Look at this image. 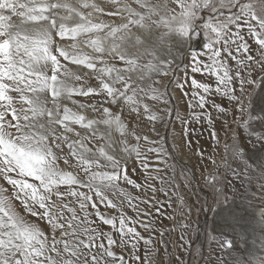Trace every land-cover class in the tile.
Listing matches in <instances>:
<instances>
[{
    "label": "snow or ice",
    "instance_id": "snow-or-ice-1",
    "mask_svg": "<svg viewBox=\"0 0 264 264\" xmlns=\"http://www.w3.org/2000/svg\"><path fill=\"white\" fill-rule=\"evenodd\" d=\"M172 82L202 110L182 123L205 121L220 147L219 119L226 137L206 177L212 196L199 207L178 198L180 229H192L196 207L211 216L207 240L230 257L218 255V264H264L248 243L257 212L264 234V199L256 208L241 191L259 179L264 196V103L253 104L257 90L264 96V0H0V264H153L155 238L137 225L157 231L156 193L169 191L147 161L149 153L167 154L139 129L142 119L152 131L171 119ZM130 162L133 172L137 163L143 169L144 183L131 178ZM122 184L151 197H133Z\"/></svg>",
    "mask_w": 264,
    "mask_h": 264
},
{
    "label": "rangeland",
    "instance_id": "rangeland-1",
    "mask_svg": "<svg viewBox=\"0 0 264 264\" xmlns=\"http://www.w3.org/2000/svg\"><path fill=\"white\" fill-rule=\"evenodd\" d=\"M198 50H200L198 48ZM255 55V53H253ZM229 66H234V62L229 60ZM189 74L190 69L188 70ZM184 74V68L182 67L176 73L178 78H181ZM196 78L201 81L208 83H213L215 81L214 76L196 74ZM170 92V105L172 109V117L169 120H166L163 123H155V131H152L153 123L142 119L140 121V132L141 134L148 135L150 139L162 142L163 148L166 152V156L158 158L155 153L148 154V164H149V173L152 175H158L162 177L166 183L164 187L169 191V196L165 197L162 192L157 191L156 198L160 201V204L163 205L161 208L162 215H156L153 212V221L154 227L157 231L149 233L142 228H139L137 225V230L142 233L145 237L153 236L154 247L156 252L150 254V259L153 261V264H179L176 260V256H180L183 264H218V255L222 256L224 259H230L223 253L220 252L217 245L210 243L206 238V232L211 226V216L210 214L200 213L197 214L196 207H199L200 203H203L209 197L212 196V191L206 184V177L209 173L214 171V165L211 163V159L214 158L218 162L222 158L223 152V140L226 139L224 131L222 130V122L219 119H216L215 128L219 131V135L222 140L220 147H217L214 141L210 138V128L205 121L201 123H191L183 124L182 120L184 118H191L192 113L202 111L199 108L193 109L189 107L190 97H186L182 94L181 90L175 86V82H172L171 87L169 88ZM257 95H260V91L257 90L254 98L253 104L254 107L257 100ZM261 96V95H260ZM77 99L83 100L85 98L77 97ZM219 103L223 101L224 106L228 105L226 99L217 95L214 97ZM95 103V101H92ZM211 111L213 117L217 116L215 109H212L210 106L208 108ZM177 115L181 119H177ZM136 125V121H132V126ZM235 128V126H233ZM185 128L188 129V134H184ZM207 134V136L205 135ZM246 135V133H243ZM179 138L176 141V138ZM202 137V138H201ZM230 142V137L228 138ZM191 142L190 146L189 143ZM201 145V146H200ZM155 147H160L161 144L157 143ZM146 144H141V148L146 152ZM203 152V159L198 155V152ZM185 158H188L185 160ZM159 159H166L167 163H159ZM132 163L129 164V175L131 178L135 179L138 183H144L145 174L143 169L137 163L135 165L136 171H132ZM156 168L161 169L160 172H155ZM187 176L190 180V184L186 185L183 177ZM157 189L161 187L159 180L151 181ZM179 187H175V185ZM122 187L126 192L130 193L133 197L139 196L141 199L151 197V192H145L143 189L137 190L134 189L131 185L122 184ZM239 187V185H237ZM241 191L245 192L248 197L251 198L250 201L246 203H251L255 205L256 208H259L258 202L264 199V196L261 194V181L255 179L254 182L250 185H244ZM175 193V194H173ZM183 196L185 198V205L193 206V213L190 217L192 222V229L188 230L187 233H184L179 224L184 221V217L180 215L181 205L178 202V198ZM114 202H117L119 197H111ZM169 200L171 201V207L168 206ZM139 203V201H136ZM236 203L240 204L239 194L236 199ZM159 206V205H158ZM141 208L149 207L143 204L140 205ZM103 210V209H102ZM125 210L129 216L136 217V213L132 212L130 208H127L125 204ZM151 211V208L149 207ZM107 211V210H106ZM111 214L116 215L115 210H110ZM168 216H175V220L167 219ZM104 230L107 231V226H103ZM172 229H175L174 231ZM163 230L164 236L160 237L159 232ZM185 235V238L191 241L192 248L188 249L187 245L183 248L180 247V244L183 243L180 241L179 237ZM264 235V234H263ZM163 241V243H162ZM237 244L242 248V239L237 238ZM241 242V243H240ZM240 243V244H239ZM145 247L141 242L140 252L141 260H144V251ZM199 247L202 249V254L197 255L195 249ZM114 251L117 254H121V249L114 246ZM124 255L127 258V252H124ZM237 255V253H233ZM258 257V256H257ZM135 264V262H133Z\"/></svg>",
    "mask_w": 264,
    "mask_h": 264
},
{
    "label": "bare ground",
    "instance_id": "bare-ground-1",
    "mask_svg": "<svg viewBox=\"0 0 264 264\" xmlns=\"http://www.w3.org/2000/svg\"><path fill=\"white\" fill-rule=\"evenodd\" d=\"M261 95V93H260ZM258 96L257 95V100L255 105L258 107L262 103H264V96ZM207 136V134L205 133ZM202 138V137H201ZM178 137L176 138V141H178ZM201 146V145H200ZM188 158H185L187 160ZM258 206H261L260 203L258 202ZM239 239H242L240 237H237ZM241 243V242H240ZM239 243V244H240ZM248 243L253 247L254 251L256 252V255L259 257L261 254H264V235L260 231V217L259 213H256V219L253 222V229L249 230L248 233ZM245 241L242 239V248L244 247Z\"/></svg>",
    "mask_w": 264,
    "mask_h": 264
},
{
    "label": "water",
    "instance_id": "water-1",
    "mask_svg": "<svg viewBox=\"0 0 264 264\" xmlns=\"http://www.w3.org/2000/svg\"><path fill=\"white\" fill-rule=\"evenodd\" d=\"M197 50H198V48H197Z\"/></svg>",
    "mask_w": 264,
    "mask_h": 264
}]
</instances>
